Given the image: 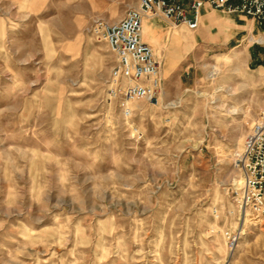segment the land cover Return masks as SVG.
<instances>
[{"label": "rangeland", "instance_id": "374dc122", "mask_svg": "<svg viewBox=\"0 0 264 264\" xmlns=\"http://www.w3.org/2000/svg\"><path fill=\"white\" fill-rule=\"evenodd\" d=\"M137 5L0 0V264H264V218L235 199L264 108V28L147 18L163 95L126 115L115 55L88 28ZM177 31L196 41L181 51Z\"/></svg>", "mask_w": 264, "mask_h": 264}, {"label": "built area", "instance_id": "2783aa9c", "mask_svg": "<svg viewBox=\"0 0 264 264\" xmlns=\"http://www.w3.org/2000/svg\"><path fill=\"white\" fill-rule=\"evenodd\" d=\"M224 14H243L253 18L264 28V0H138L129 6L118 20L95 17L89 25L93 37L108 43L116 63L111 79L121 96V107L126 115L132 113L131 104L147 101L159 104L163 95L162 63L153 45L144 39L146 18H162L170 28L186 27L197 30L205 6ZM238 168L242 182L235 190V199L244 219L264 218V108L249 128L244 147L238 154ZM232 248L237 246L240 232H226Z\"/></svg>", "mask_w": 264, "mask_h": 264}, {"label": "bare ground", "instance_id": "6f19581e", "mask_svg": "<svg viewBox=\"0 0 264 264\" xmlns=\"http://www.w3.org/2000/svg\"><path fill=\"white\" fill-rule=\"evenodd\" d=\"M145 30H146V27H144V25H143V33ZM195 41H196V38H195L194 34H187V33L177 31L173 35V38H172V44L173 45L172 46L175 45V47L179 48L181 51H184L185 49L190 47ZM217 73H218V68L215 67L211 73V76H214ZM244 233H245V230H240V235L244 234ZM237 247H239V245Z\"/></svg>", "mask_w": 264, "mask_h": 264}, {"label": "crops", "instance_id": "0c3cea01", "mask_svg": "<svg viewBox=\"0 0 264 264\" xmlns=\"http://www.w3.org/2000/svg\"><path fill=\"white\" fill-rule=\"evenodd\" d=\"M215 12H218V10L213 9L209 4H207L204 8V12H203V17H202V23L200 25V27L204 24L206 25V23L210 22L211 20H213L214 16H215ZM147 20V18L145 19ZM144 27H146V30L144 31V39L152 44V41L154 40L157 43V34L156 29L154 28V26L152 24H148L146 22H144ZM199 27V28H200ZM186 28V27H185ZM198 28V29H199ZM197 29V30H198ZM196 31V30H195ZM149 34H155V37L153 38L151 35Z\"/></svg>", "mask_w": 264, "mask_h": 264}]
</instances>
